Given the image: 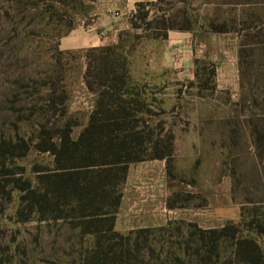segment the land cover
I'll use <instances>...</instances> for the list:
<instances>
[{
	"label": "rangeland",
	"instance_id": "1",
	"mask_svg": "<svg viewBox=\"0 0 264 264\" xmlns=\"http://www.w3.org/2000/svg\"><path fill=\"white\" fill-rule=\"evenodd\" d=\"M107 2L0 0V264H264V0L137 1L116 53L123 97L144 104L148 159L128 164L113 227L82 216L90 204L58 219L31 205L58 172L47 148L77 140L100 98L86 74L107 54L60 41ZM169 31L192 34L196 53L238 50L239 86L218 87L204 51L193 81L172 75L169 100L142 71Z\"/></svg>",
	"mask_w": 264,
	"mask_h": 264
},
{
	"label": "trees",
	"instance_id": "2",
	"mask_svg": "<svg viewBox=\"0 0 264 264\" xmlns=\"http://www.w3.org/2000/svg\"><path fill=\"white\" fill-rule=\"evenodd\" d=\"M120 48V43L90 48V51L107 54L99 59L98 72L92 73L90 64L86 74L89 89L94 90L97 84L100 91L97 108L77 140L71 139L66 132L59 146L53 143L47 148L56 156L58 172L51 178L46 191L30 190L31 205L39 213L58 219L63 217L66 207L75 211L90 204L94 209L83 212L82 216L94 219L99 214L109 215L106 220L111 222L112 228L121 199L119 187L125 180L128 164L148 159L143 156L142 149L146 140L135 130L139 123L136 112H140L144 104L123 97L127 72L117 61L121 56L116 50ZM165 157L158 154L150 158ZM96 167L100 168L98 174L92 171ZM72 204L76 207H70Z\"/></svg>",
	"mask_w": 264,
	"mask_h": 264
},
{
	"label": "crops",
	"instance_id": "3",
	"mask_svg": "<svg viewBox=\"0 0 264 264\" xmlns=\"http://www.w3.org/2000/svg\"><path fill=\"white\" fill-rule=\"evenodd\" d=\"M103 11L98 13L92 20V24L83 27L78 31L64 36L60 41L63 50H76L85 48L105 47L117 45L123 30L128 27V16L134 9V4L139 0H105ZM119 8H116V7ZM117 9V10H115ZM206 42L198 49L200 56L194 48L193 36L187 32H168L167 37L160 43L158 62H153L151 66H144L143 75H149L152 83L162 87L165 86L170 100V84L172 75H178L179 79L193 81L196 75V59L202 57L204 51L213 50ZM228 51V49H227ZM207 52V54L209 53ZM211 51L209 57L218 59L220 65L217 70L218 87L230 89L232 85L239 86V69L237 65L238 50H235L236 62L231 57L226 58ZM228 53V52H227ZM206 54V55H207ZM176 55V56H175ZM214 55V56H213ZM152 56H154L152 54ZM155 57V56H154ZM166 61V64H164ZM171 65V66H170ZM173 65V66H172ZM176 72V73H175ZM132 73L135 74V71ZM170 106V102L166 103ZM151 179V178H149ZM144 185L150 187L151 181ZM147 187V188H148Z\"/></svg>",
	"mask_w": 264,
	"mask_h": 264
}]
</instances>
